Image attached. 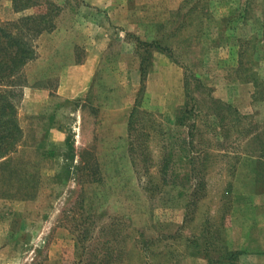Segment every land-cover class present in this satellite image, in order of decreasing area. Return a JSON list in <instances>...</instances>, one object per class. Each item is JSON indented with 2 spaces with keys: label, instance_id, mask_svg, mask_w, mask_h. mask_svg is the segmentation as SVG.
Here are the masks:
<instances>
[{
  "label": "rangeland",
  "instance_id": "obj_1",
  "mask_svg": "<svg viewBox=\"0 0 264 264\" xmlns=\"http://www.w3.org/2000/svg\"><path fill=\"white\" fill-rule=\"evenodd\" d=\"M0 24L40 56L0 81L17 124L26 79L39 73L55 96L64 72L61 92L83 100L81 129L68 114L74 100L56 99L60 129L50 119L33 129L28 112L18 124L0 264H87L114 232L110 244L128 250L114 264L264 250V0H0ZM119 106L127 123L110 129L105 111ZM22 178L31 191L14 190ZM197 179L205 188L187 216Z\"/></svg>",
  "mask_w": 264,
  "mask_h": 264
},
{
  "label": "trees",
  "instance_id": "obj_2",
  "mask_svg": "<svg viewBox=\"0 0 264 264\" xmlns=\"http://www.w3.org/2000/svg\"><path fill=\"white\" fill-rule=\"evenodd\" d=\"M48 23V25H45L44 27L42 26L40 28H38L39 22L36 23L35 27L37 32H39L40 29H52L53 23H51V19H49ZM35 56L36 53L34 47L31 43H29L28 40L24 39L18 34H15L13 31L7 28V26L0 24V81H9L26 61L34 58ZM21 137L22 131L16 122L15 105L10 99V93L6 91H0V194H3V192H1V188L6 187V184H4L3 180H6L8 176L10 177L13 175L12 170L14 168L10 167L9 163L11 162L12 157L8 156V154L14 149L15 144L21 139ZM164 166L165 164H163V167ZM197 178L200 177L197 176ZM22 180H24L25 183H18L14 187V190L27 192V188L31 191L33 185L30 184L29 179L22 178ZM190 186L192 188L185 205L187 211L185 215L187 216H189L187 213L191 203L195 202L198 197L195 195L197 194L196 192L205 188L204 182H202L200 179L195 180V182L192 184L190 183ZM113 234L115 235L111 237H102L99 239L98 242H100V244L98 245L97 252L93 253L92 261L89 260L87 264H114L113 262L120 261L121 259L123 260V255H127L128 250L125 249V247L119 248L110 244L111 241H116L117 235H119L118 232H114ZM138 242H140V245L138 247L136 246L138 248V252L136 253L142 257L145 254L144 250L148 240L144 241L143 239H140ZM165 247L166 249L162 253L163 256H173L172 249L170 250V247ZM173 250H176V248L174 247ZM202 253L203 255L206 254L204 252ZM239 253L240 251L238 250L226 249L223 251V255L216 259L207 257L206 262L207 264H214L227 261L228 263L233 264Z\"/></svg>",
  "mask_w": 264,
  "mask_h": 264
},
{
  "label": "crops",
  "instance_id": "obj_3",
  "mask_svg": "<svg viewBox=\"0 0 264 264\" xmlns=\"http://www.w3.org/2000/svg\"><path fill=\"white\" fill-rule=\"evenodd\" d=\"M39 52V51H38ZM40 53V52H39ZM37 56V58H36ZM36 56L33 58L32 63L37 62L40 59V56H38L36 54ZM63 67V71H65L68 67L69 64L64 63L60 65V69ZM83 65H77L76 68H82ZM51 76V75H50ZM90 75H87L86 77H89ZM49 75L46 72L43 73H39V75L34 76V77H28V79H26L28 88L23 89V90H28V93L26 94L25 91V97H23L21 99V102L19 105H17V120H18V124L21 127L22 131L23 129H25V126L23 124V116L25 114V112L28 113H34L33 116V129H38L36 125V120L40 119L43 121H48L50 119L51 121V128L50 129H60V124H56L52 122V119L54 120V117H59V113H60V104L56 101L57 100H64V101H68V102H74L76 103L75 105V109L71 110L69 109L68 114L73 115L74 117V125L72 126L73 129H81L80 128V121L82 119V102L83 100L79 98V96L77 97H68L66 98V94H63L61 92L60 89V85L62 84V81H64L65 79V74L63 73H59L58 77H57V81H58V86L56 88V93L55 96H50V91H53V89L48 87V83H47V79H48ZM57 94V95H56ZM27 98V99H26ZM55 99V100H54ZM124 101V100H122ZM24 102L26 103V105H24ZM129 100L127 101V103L125 102L122 105H128ZM126 105V106H127ZM126 106H119L116 108H109L106 109V113L104 116H106L108 114V116H106V120L107 122H111V124L109 123L108 127H111L110 129H124L125 124L127 123L125 118H122L121 116H117L116 112H121V110H124L126 108ZM46 111V112H45ZM50 111V113L48 112ZM46 113V114H45ZM76 118V120H75ZM79 124V128L76 127V125ZM91 129H97V127H92ZM53 132V131H52ZM53 135H55V133L53 132ZM56 137V135H55ZM51 140H55V138L51 137ZM249 251H254L255 253L257 252L258 254H244L245 251L240 252L236 258V260L234 261L235 264H264V250H257V249H250ZM251 256V257H249ZM250 258V259H248ZM218 264H230L227 261H222L219 262Z\"/></svg>",
  "mask_w": 264,
  "mask_h": 264
}]
</instances>
